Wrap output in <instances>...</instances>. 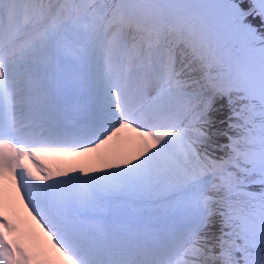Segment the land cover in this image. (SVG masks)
Returning <instances> with one entry per match:
<instances>
[{
  "label": "snow or ice",
  "instance_id": "1",
  "mask_svg": "<svg viewBox=\"0 0 264 264\" xmlns=\"http://www.w3.org/2000/svg\"><path fill=\"white\" fill-rule=\"evenodd\" d=\"M0 264H264V0H0Z\"/></svg>",
  "mask_w": 264,
  "mask_h": 264
},
{
  "label": "bare ground",
  "instance_id": "2",
  "mask_svg": "<svg viewBox=\"0 0 264 264\" xmlns=\"http://www.w3.org/2000/svg\"><path fill=\"white\" fill-rule=\"evenodd\" d=\"M22 210V212H23V209H21Z\"/></svg>",
  "mask_w": 264,
  "mask_h": 264
}]
</instances>
